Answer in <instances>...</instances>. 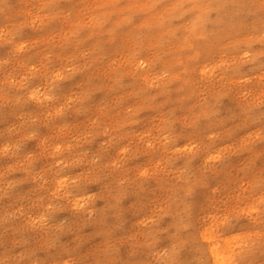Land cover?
<instances>
[{"label": "rangeland", "instance_id": "374dc122", "mask_svg": "<svg viewBox=\"0 0 264 264\" xmlns=\"http://www.w3.org/2000/svg\"><path fill=\"white\" fill-rule=\"evenodd\" d=\"M211 248L264 264V0H0V264Z\"/></svg>", "mask_w": 264, "mask_h": 264}, {"label": "bare ground", "instance_id": "6f19581e", "mask_svg": "<svg viewBox=\"0 0 264 264\" xmlns=\"http://www.w3.org/2000/svg\"><path fill=\"white\" fill-rule=\"evenodd\" d=\"M184 164H186L185 163V160L184 161H182V163H180V165H184ZM242 194L243 193H241L240 194V196H242ZM244 198H245V196H244ZM205 233V232H204ZM201 238H202V240H203V242L207 245H210L211 244V238L210 237H206L204 234L203 235H201ZM208 257H209V259H210V262H211V264H221L220 262H219V260L217 259V254H216V250L215 249H213V248H211V249H209V251H208ZM246 261H252L251 260V258H248Z\"/></svg>", "mask_w": 264, "mask_h": 264}]
</instances>
